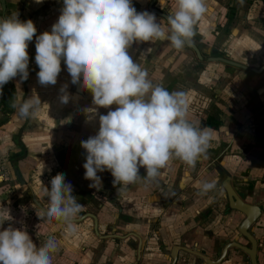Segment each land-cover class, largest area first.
I'll return each instance as SVG.
<instances>
[{
	"label": "crops",
	"instance_id": "obj_1",
	"mask_svg": "<svg viewBox=\"0 0 264 264\" xmlns=\"http://www.w3.org/2000/svg\"><path fill=\"white\" fill-rule=\"evenodd\" d=\"M220 1L206 0L207 24L203 17L196 31L203 40L199 43L194 39V44L207 57L217 51L250 68H260L264 65V1L239 0L227 28L231 2ZM156 2L158 8L169 13L177 7L176 0ZM132 3L138 12H150L149 0ZM6 4L5 13L0 6V19L13 14H18L21 21L31 19L37 28L36 36L51 32L63 8V0L42 3L6 0ZM223 19L225 22H221ZM157 22L169 27L159 17ZM35 44L34 36L28 47L27 80L16 77L10 81L16 90V97L10 101L12 112H7L5 104L0 106V121L4 120L0 126V162L9 157L13 166L17 160L24 180V184L18 181L5 191L0 213L8 210L10 217L0 231L10 226L26 230L37 247L49 238L54 239L57 251L52 264H136L139 250L142 253L139 264H168L175 245L185 243L207 253V237L224 233L231 237L232 214L223 216L221 212L226 204L223 189L218 187L205 193L202 186L205 182L218 183L220 167L233 170L234 177L242 169H250L255 176L264 173V73L227 68L209 60L197 62L186 46L176 50L168 41L134 43L128 50L129 55L147 70L149 79L169 92L186 93L189 119L193 123L203 128L208 116H216L222 125L217 130L207 127L212 132L208 158L198 160L194 167L177 158L169 167L161 169V175L155 180L144 178L145 169L141 168V179L136 183L115 187L111 173L104 171L98 173L102 184L96 189L89 187L92 182L84 178L87 154L81 141L99 130V116L88 121L85 112L97 106L85 101L86 89L84 95L76 92L77 84L72 83L63 59L57 83L41 85ZM201 44H207V48ZM171 77L180 80L179 83L171 85L168 81ZM33 95L41 99L39 112L35 117L22 118L13 104L20 103L21 96L27 99ZM62 95L69 96L68 103L61 102ZM116 107L112 105L111 110ZM21 144L27 156L18 161L15 156L24 155ZM60 173L73 186L72 194L77 202L84 205L77 218L87 213L96 215L99 235L91 218L76 223L75 233H70L66 224L49 219L37 206L34 199L48 208L44 187L50 190L51 179ZM21 201L31 205L27 212L20 210ZM211 206L217 211L207 218V207Z\"/></svg>",
	"mask_w": 264,
	"mask_h": 264
},
{
	"label": "clouds",
	"instance_id": "obj_2",
	"mask_svg": "<svg viewBox=\"0 0 264 264\" xmlns=\"http://www.w3.org/2000/svg\"><path fill=\"white\" fill-rule=\"evenodd\" d=\"M42 3L43 0H35ZM167 17L168 28L154 13L138 12L132 0H63L62 14L51 32L36 36L35 23L21 21L18 14L0 19V94L4 85L29 76V42L36 37L38 82L55 85L63 59L73 84L90 91L97 108L85 109L87 120L99 116V130L81 141L86 150L84 178L89 187L102 184L98 173L109 171L113 186L133 184L144 178L155 180L161 169L180 159L194 167L208 158L212 132L189 119L186 93L169 92L149 79L146 69L134 62L129 48L137 42L168 41L176 50L194 43L196 25L207 12L206 0H176ZM150 50V49H148ZM66 87V86H65ZM62 92L65 88L61 89ZM68 103L69 96L62 95ZM17 107L22 118L35 117L42 104L37 95L20 97ZM117 105L111 110L112 105ZM109 109L106 115L98 108ZM215 187L205 182L202 192ZM46 215L66 224L75 233V220L84 205L77 202L73 186L60 173L51 179ZM10 217L0 213V226ZM57 243L49 238L37 247L26 230L8 227L0 231V264H52Z\"/></svg>",
	"mask_w": 264,
	"mask_h": 264
},
{
	"label": "water",
	"instance_id": "obj_3",
	"mask_svg": "<svg viewBox=\"0 0 264 264\" xmlns=\"http://www.w3.org/2000/svg\"><path fill=\"white\" fill-rule=\"evenodd\" d=\"M154 4H155V0H153L150 3L149 10H151L153 13L159 15L160 17L164 18L167 21L168 14H163L160 11L154 9L153 8ZM0 6L2 8L3 13H5L7 11L6 0H0ZM186 47L191 49L196 54V56H197V58L199 60H203L202 52L195 44H192L191 46H186ZM209 60H210V62H219V63H222V64H224L226 66H229V67H232V68H236V69H240V70H243V71L251 70V72H253L255 74H258V75H260V74H262L264 72V66H262L259 69L258 68H250L249 66H247V65H245L243 63H240L238 61H234V60H232L230 58L213 57V58H209ZM81 84H82V81H81ZM81 84H77L76 92L78 94H83L84 93V89L82 88ZM23 156L24 157L27 156V152L26 151H24V155ZM13 168L15 170V174H16V177L19 180V182L21 184H24V180L22 178L20 169L17 166V160H15L13 162ZM222 170H223V173H225V175H226V181H224L222 183V186H223V188L225 189V191L227 193L228 202H229V208L234 210V211L240 212L243 215H245V220L242 223V225L239 227V232L251 242L252 247L251 248H247V247L239 244L238 242H228L223 248V251H222L220 259L218 261H212L206 255L201 253L200 250L193 249V248L189 247L188 245H186L184 243L182 245L174 246L172 248V251H171V264H177V261L179 259L180 253L193 254L195 256H198V257L202 258L208 264H219V263L222 262L223 258L226 257L228 250L232 249V248H239V249L243 250L244 252H246L250 256L252 264H258L257 263V241L249 233V229L260 218L262 212H264V203H262V204L259 203L258 205H252V204L246 203L240 197V195L237 193V189L235 187H233V185L231 184V178H232L231 173L228 172L226 169H222ZM34 201L36 202L37 206L41 209V211L46 215V210L47 209L45 207H43L36 199H34ZM86 218H91L94 221V231H95L96 234L99 235V220H98L97 216L92 214V213H87L82 218H76L75 224L82 222ZM51 220H53L55 222L62 223V222L57 221L55 219H51ZM137 255H138V260H140L141 250H139Z\"/></svg>",
	"mask_w": 264,
	"mask_h": 264
},
{
	"label": "flooded vegetation",
	"instance_id": "obj_4",
	"mask_svg": "<svg viewBox=\"0 0 264 264\" xmlns=\"http://www.w3.org/2000/svg\"><path fill=\"white\" fill-rule=\"evenodd\" d=\"M153 0H150L149 2V5L150 3L152 2ZM154 9L160 11L161 13L163 14H170L169 12H166L164 10H161L160 8L157 7V2L155 0V4L153 6ZM166 9V8H164ZM150 13H153L151 10H149ZM155 14V13H154ZM157 17H159L160 19L164 20L165 22H167L164 18L160 17L159 15L155 14ZM168 23V22H167ZM194 44V43H193ZM197 46V44H195ZM198 47V46H197ZM187 48V47H186ZM199 48V47H198ZM189 51H191L193 53V57H195V60H197V62H207L209 60V58H213V57H217V56H214V52H217V51H214L211 53V55H209L207 57V55L203 54L202 52V56H203V60H199L196 56V54L189 48H187ZM200 49V48H199ZM201 50V49H200ZM225 58V57H224ZM230 58V57H228ZM231 59V58H230ZM235 61V60H234ZM210 62V60H209ZM214 63V62H212ZM216 63H219V62H216ZM264 66V65H263ZM262 67V66H261ZM260 67V68H261ZM227 68H232V67H229L227 66ZM236 69V68H235ZM259 69V68H258ZM240 70V69H239ZM248 71H251V70H248ZM264 73V72H263ZM7 84H12L11 82H8ZM84 92H85V89H84ZM81 95H84L81 94ZM202 100V98L199 99V101ZM211 117V116H210ZM216 117V116H215ZM209 118V116L207 117V119ZM218 118V117H217ZM206 119V120H207ZM219 119V118H218ZM206 120L204 121V125L205 127H208L207 126V123H206ZM220 120V119H219ZM221 121V120H220ZM222 123V121H221ZM222 125V124H221ZM221 127V126H220ZM219 127V128H220ZM210 128V127H208ZM218 128V129H219ZM213 129V128H211ZM214 130H217V129H214ZM15 159H18V161L20 159H22V157H17ZM223 161V159L221 160V162ZM221 168V167H220ZM224 168H221V169H218V174H219V180H218V183L215 184V187L213 189H211L210 191L213 192L215 191L216 189H218V187H221L224 191V194H225V200H226V203H227V206L229 207V202H228V197H227V193L225 191V189L223 188L222 186V183L224 181H226V175L225 173H223V170ZM229 172V171H228ZM232 175V174H231ZM231 184L233 185V187H235L237 189V193L240 195V197L246 202V203H249V204H252V205H258L259 203L262 204L264 203V199H262L261 201L259 202H255V203H250L248 201V198L244 192V190H242L240 187H237L236 185L238 186H241L242 184H245V181L244 180H241L239 178H237L236 176L234 177V175H232V178H231ZM236 184V185H234ZM216 185H218V187H216ZM213 208H216L215 206H211V207H207V218L211 217L213 215V213L215 212V210ZM232 210V209H231ZM234 211V210H233ZM228 214H232L231 212H229ZM223 216H227V214H223ZM232 220H233V230H232V235L231 237H227L228 235H226V233H224V235H219V236H213L211 238L207 237V253L206 251L204 250H200L196 247H191L193 249H196V250H200L201 253H203L204 255H206L210 260L212 261H218L221 257V254H222V251H223V248L224 246L228 243V242H238L239 244L247 247V248H251L252 247V244L251 242L245 237L243 236L240 232H239V227L242 225V223L244 222L245 220V215H243L242 213L240 212H237L235 211V214H232ZM258 230V232H257ZM262 231H264V212H262L260 218L255 222V224L249 229V233L256 239L257 241V263L258 264H264V253L262 254V252H264V233H261ZM208 236V235H207ZM241 240H243L244 242L242 243ZM182 245V244H181ZM175 246H179V245H175ZM174 247V246H173ZM172 247V248H173ZM138 251V249H137ZM172 251V250H171ZM213 252V253H212ZM138 254V252H137ZM141 257H142V253H141ZM141 257H140V260H141ZM184 257H186L187 259H183ZM136 263L139 264L140 263V260H138V255H136ZM192 259V261H190ZM169 263L168 264H171V252H170V255H169ZM177 264H208L205 260H203L202 258L198 257V256H195L193 254H188V253H180L179 255V259L177 261ZM219 264H252V261H251V258L250 256L244 252L243 250L239 249V248H232V249H229L228 252H227V255L226 257L223 258L222 262L219 263Z\"/></svg>",
	"mask_w": 264,
	"mask_h": 264
},
{
	"label": "rangeland",
	"instance_id": "obj_5",
	"mask_svg": "<svg viewBox=\"0 0 264 264\" xmlns=\"http://www.w3.org/2000/svg\"><path fill=\"white\" fill-rule=\"evenodd\" d=\"M132 1H134V0H132ZM245 1L247 3H253L254 1H258V0H245ZM149 2H150V0H149ZM230 2H231L230 3L231 5L229 4V11L227 14L228 19H227V22L225 25L226 28H227V24L230 23V20H232L236 14V10H237L236 7L238 5L239 0H233V1L230 0ZM220 3H222V0L220 1ZM169 8H171V7H169ZM222 18H223V15H222ZM204 19L206 20L205 23L207 24V13L204 16ZM221 22H225V20L223 19ZM198 25H199V22L196 25L195 31H197ZM194 39L199 43L203 40V38L200 37L197 34V32H196V35L194 36ZM201 46L207 48V44H201ZM149 58H151V55H149ZM233 69H235V68H233ZM168 81L172 85L174 83H179L180 80H178L177 78L171 77L170 80L168 79ZM88 100L91 103L93 102L92 93L87 90V93H85V101H88ZM99 109H100V113L103 115H106L107 112L109 111L107 108H103V107H100ZM72 163H74V162H72ZM244 163H245V160L242 161V164H244ZM0 166H1L0 167V181L3 182L2 184L0 183V204H2L5 202V197H4L6 195L5 191L9 187H11L13 184L18 183L19 180L16 177V174L14 172V168L12 166V162H11L9 157H7L5 161L0 162ZM231 171H233V170H231ZM231 174H232V172H231ZM237 176H238L237 178L244 180L245 184H242L241 186H238L236 184H234V185H236L237 187H240L242 190H244L246 196L249 197L248 201L250 203L259 202L262 199H264V173L262 174V172H260V175L258 174L257 176H255L251 173L250 169H242V171H240V173ZM216 187H218V185H216ZM30 206L31 205H27V202H24V201H21V203H19L20 210H23L24 212H27L28 211L27 208H29ZM213 209L215 210L216 208H213ZM215 211H217V210H215ZM218 211H220V210H218ZM221 212H222V215L228 214L229 212H231L232 214H235V211L231 210L227 206V203L225 204V209ZM0 228H2V226H0ZM241 242L243 243L244 241L241 240Z\"/></svg>",
	"mask_w": 264,
	"mask_h": 264
},
{
	"label": "trees",
	"instance_id": "obj_6",
	"mask_svg": "<svg viewBox=\"0 0 264 264\" xmlns=\"http://www.w3.org/2000/svg\"><path fill=\"white\" fill-rule=\"evenodd\" d=\"M264 1V0H262ZM214 56L217 57H225L228 58V56L224 53H220V52H214ZM16 97V90L13 84H6L3 87L2 90V94H0V106L2 107V105H6L8 107L7 112H12V108L10 107V101H12L14 98ZM4 123V120L0 121V126ZM207 126L213 129H218L221 126V121L215 117H209L206 120ZM22 150L23 152L26 150L25 146L23 144H21ZM17 157H23V153H19L15 156V158Z\"/></svg>",
	"mask_w": 264,
	"mask_h": 264
}]
</instances>
